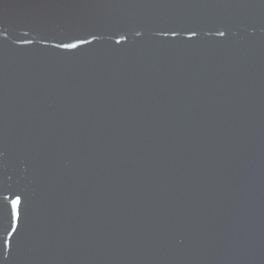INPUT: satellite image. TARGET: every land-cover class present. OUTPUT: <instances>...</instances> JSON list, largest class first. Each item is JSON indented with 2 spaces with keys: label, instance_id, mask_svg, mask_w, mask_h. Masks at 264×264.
I'll use <instances>...</instances> for the list:
<instances>
[{
  "label": "water",
  "instance_id": "water-1",
  "mask_svg": "<svg viewBox=\"0 0 264 264\" xmlns=\"http://www.w3.org/2000/svg\"><path fill=\"white\" fill-rule=\"evenodd\" d=\"M0 264H264V0H0Z\"/></svg>",
  "mask_w": 264,
  "mask_h": 264
}]
</instances>
